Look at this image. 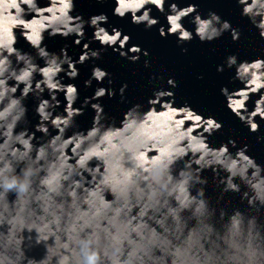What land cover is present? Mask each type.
<instances>
[{
    "label": "clouds",
    "instance_id": "1",
    "mask_svg": "<svg viewBox=\"0 0 264 264\" xmlns=\"http://www.w3.org/2000/svg\"><path fill=\"white\" fill-rule=\"evenodd\" d=\"M237 3L264 39V0ZM148 5L166 12V0H115L113 15L130 13L133 24L151 29L159 20ZM75 7V0H47L45 6L39 0H0V264H264V166L247 154L248 145L237 148L233 139L210 145L222 123L187 102L174 106V92L164 89L153 92L147 109L139 103L130 107L119 124L100 103H91L106 94L114 97L111 88L98 87L82 107H74L78 89L63 83L61 73L76 79L77 64L99 60L109 47L133 63L141 53L149 56L137 45L125 50L131 37L103 27L106 14L85 21L72 15ZM192 14L194 32L182 23ZM166 20L168 28L161 26L159 34L175 35L178 44L194 38L211 42L225 32L233 41L241 36L215 12L202 18L195 4L171 3ZM86 25L94 32L78 60L69 56L67 45L57 53L44 44L47 33L74 35L80 45ZM20 37L34 55L16 47ZM92 41L104 47L93 50ZM226 63L235 66L234 79L243 87L231 92L222 87L221 94L227 108L256 133V118L264 120V58L238 63L229 55ZM144 66H150L148 60ZM109 76L94 66L85 87ZM167 83L177 86L173 79ZM127 87L119 89L121 101ZM46 91L50 99L44 98ZM58 93L66 100L63 112H57ZM253 94L259 98L249 111ZM30 95L39 117L34 131L25 104ZM89 104L95 116L91 127L81 130L75 118ZM205 170H211L220 190L215 200L206 194ZM227 193L239 194L246 206L220 207ZM36 248L43 249L39 258L30 255Z\"/></svg>",
    "mask_w": 264,
    "mask_h": 264
},
{
    "label": "water",
    "instance_id": "2",
    "mask_svg": "<svg viewBox=\"0 0 264 264\" xmlns=\"http://www.w3.org/2000/svg\"><path fill=\"white\" fill-rule=\"evenodd\" d=\"M39 3L41 6H45L47 0H39ZM171 3H176L181 8L189 4H195L202 18H207L210 11L215 12L221 17L222 21L227 20L232 27L240 30V39L233 41L230 32H225L220 38L211 42L203 43L198 38H194L185 44H178L175 35H169L166 38L161 37L159 28L161 26H164L165 30L168 28L166 14H168V7ZM75 6L72 15H81L85 21H88L93 15L106 14L108 22L102 24L103 27L110 33L112 27H116L123 34L131 37L125 50L137 45L142 50H147L149 56L144 57L141 53L140 60L133 63L120 57L118 52H114L109 47L101 52L99 60H88L82 65L77 64L79 75L76 79H69L64 73H61L63 83H72L78 89L79 96L74 107H82L85 98L92 97L98 87L111 88L116 93L114 97L109 98L106 94L98 100H92L91 103H100L107 117L109 119L115 118L117 124H119L123 114L130 107L139 103L144 109H147V100L154 98L152 95L154 91L159 89L170 90L175 94L176 103L174 106L179 107L187 102L198 114L203 115L205 118L211 116L222 123L223 127L209 138L211 146L219 147L221 144L227 143L229 139H233L237 143V148L248 145L247 154L254 158L258 164L264 166V140L258 141L257 139L264 136V120L257 117L256 121L259 123L260 129L256 133L250 132L249 128L227 108L226 97L221 94L222 87H227L230 92L243 87L239 80L234 79L235 66L233 68L227 67L226 59L229 55H236L238 63L244 60L251 61L264 58V39L259 36L258 30L251 24L249 19L241 15L242 8L238 5L237 0H166L165 14H161L154 6L148 5L147 7L152 8L151 16L159 20V23L151 29H147L144 24H133L130 13L124 18L113 15L115 0H103L102 3L98 0H75ZM194 15H190L182 21L184 26L193 32L195 26L191 23V20ZM26 18L30 19L31 16ZM93 32L94 29L86 25L85 38L80 45H75L74 40L76 37L74 35L67 38L59 35L49 37L45 33L44 44L47 45L49 51L57 53L67 45L69 56L73 60H78L79 55L82 54L83 44L92 40ZM17 36L19 37L18 30ZM16 47L33 55L35 54L34 50L22 37L19 38ZM103 47L98 41L90 43V48L93 50ZM183 48H186L187 51H182ZM129 55L132 54L129 53ZM145 60L149 61L150 66L147 68L144 66ZM38 62L43 65V61ZM220 65L224 66L223 72L217 71V67ZM94 66H99L107 71L110 76L105 78L102 83L93 80L90 87H85V81L91 77ZM200 76H203V79H199ZM37 78L39 79V77ZM108 79L112 80L110 85ZM168 79H173L177 86L171 88L167 83ZM124 84H127L128 87L124 92V100L121 101L119 89ZM21 87L23 86L21 85ZM43 96L50 99L47 91ZM258 98L259 94L251 95L247 103L249 111L254 109L255 101ZM58 99L60 106L57 112H63L66 105L64 94L58 93ZM25 104L28 108L29 128L34 131V126L39 121V117L34 111L37 101L30 95ZM94 116L95 112L89 104L84 107V114L77 116L75 120L81 130H86L91 127ZM50 132L56 134V130L51 128ZM68 134H71V131ZM36 135L40 137L42 133H36ZM229 148L233 153L237 150L232 148L231 145H229ZM222 175L224 174L222 173ZM203 176L207 177L209 181L206 185V194L215 200L219 196L220 190L216 188L213 182V173L211 170H205ZM237 182L239 181L237 180ZM219 206L230 211L232 207L243 209L246 205L241 204L239 194L227 193ZM42 254V248H36L30 253V255L37 258Z\"/></svg>",
    "mask_w": 264,
    "mask_h": 264
}]
</instances>
